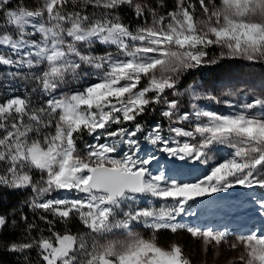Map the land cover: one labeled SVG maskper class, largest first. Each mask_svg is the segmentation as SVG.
Here are the masks:
<instances>
[{
  "label": "snow or ice",
  "instance_id": "6c2138e0",
  "mask_svg": "<svg viewBox=\"0 0 264 264\" xmlns=\"http://www.w3.org/2000/svg\"><path fill=\"white\" fill-rule=\"evenodd\" d=\"M222 60L264 64V0H0V88L15 92L10 80L20 79L36 93L0 100V189L30 190L21 203L35 217L20 212L21 238L0 252L14 264H194L183 244L160 243L168 231L199 241L198 264H264V195L254 200L259 227L184 221L216 193L264 190V82L181 85ZM158 107L167 133L156 123L145 134L138 118ZM85 135L94 142L81 148ZM142 138L152 154L140 155ZM219 146L230 151L220 157ZM156 152L173 163L217 159L183 182ZM15 214L0 213V231L18 226ZM225 250L233 255L221 262Z\"/></svg>",
  "mask_w": 264,
  "mask_h": 264
},
{
  "label": "rangeland",
  "instance_id": "374dc122",
  "mask_svg": "<svg viewBox=\"0 0 264 264\" xmlns=\"http://www.w3.org/2000/svg\"><path fill=\"white\" fill-rule=\"evenodd\" d=\"M37 2L38 0H29V3L31 4H36ZM218 52L219 49L212 48L209 50V55L211 56L213 54H218ZM204 73H206L205 77H202L201 75H204ZM229 80L237 84L240 82H247L249 85L254 84L259 86L261 82H264V64H249L247 61L243 60H222L218 64L205 66L190 71L184 76V78H182L181 85L184 87L193 81H199L204 85V89H211L214 85H220L221 82H227ZM74 86L75 85H73V87ZM225 90L228 89L216 87L217 94H220ZM181 99V110L183 111L188 109L189 106L187 97ZM225 99L230 100L235 104L242 102L235 98L221 96V100ZM199 103L201 106H205L213 110H219L225 114L234 110L223 103L216 104L209 101H200ZM160 111L161 109L158 107L155 117L151 119L150 123L146 124V133L156 123H160L165 129V133H167L168 121L160 115ZM79 146L83 148L81 141H79ZM217 151L219 152L220 157H222L227 152H229L230 149L219 146ZM152 153L153 152L146 153V156ZM155 154L160 159L161 165L164 163L167 167L166 172L169 174V176L183 182H185L184 177H178L176 174L182 173L185 176H189V182H191L197 177H202L208 171V168L213 163V161L217 159L215 153H212V159H210L208 165L200 164L198 162L195 164H183L181 162L173 163L164 154L159 152H156ZM152 165L153 167H151ZM152 165L150 168L151 170L155 168L153 170L155 173L157 168L155 166L157 165L155 162ZM57 195L67 196L69 193L65 192ZM262 195H264V190L258 188L246 190L239 187L232 189L227 193H216L211 197L204 198L202 201L193 202V207L196 208L198 215L197 217L186 216L184 221L188 223L199 224L202 227L208 226L222 229L224 226H228L229 228L235 229L237 231H246L247 228L253 226L259 227L261 223V217L255 211L254 200L259 199ZM80 230H83L82 226ZM138 230L146 231L143 229ZM159 241L164 245H167L171 241H177L183 244L185 246V251L192 256L194 264H198L201 259L199 241H193V239L186 232H178L174 235L168 231H162L159 234ZM230 255H233V253L225 250L220 257L221 262ZM209 258H211V252H209Z\"/></svg>",
  "mask_w": 264,
  "mask_h": 264
},
{
  "label": "trees",
  "instance_id": "16d2710c",
  "mask_svg": "<svg viewBox=\"0 0 264 264\" xmlns=\"http://www.w3.org/2000/svg\"><path fill=\"white\" fill-rule=\"evenodd\" d=\"M23 2V0H21ZM169 4H171V0H169ZM122 15H124L126 21H131L133 19V14L130 9H125L122 12ZM7 69H0V73L6 72ZM202 74V77H205ZM184 78V77H183ZM3 82L2 77H0V83ZM10 86L15 88V92L7 91L6 89L0 88V100H2L6 95H29V96H35L36 93L33 92L34 88V82L29 83L25 80H10ZM156 113V112H155ZM155 113H147L144 116L138 118L141 123L146 124L150 123L151 119L155 117ZM30 195V190H24V191H16V192H9L7 190L0 189V213L9 214V219L11 220L13 218L12 214L14 210H16L15 219L17 220V227L12 228L11 225H6L3 231H0V243H7L13 240H19L21 238L24 224L19 219L20 212H23L24 214L28 215L30 219H35L33 216V213L24 207L22 205V201L27 198V196ZM37 223L40 224L41 227H45L42 222L37 220ZM82 225L79 224L78 221L73 220L69 224V228L72 231L80 230ZM63 225L57 224V230H62ZM33 258L35 259V252H33ZM0 264H14L13 258L3 252H0Z\"/></svg>",
  "mask_w": 264,
  "mask_h": 264
},
{
  "label": "built area",
  "instance_id": "2783aa9c",
  "mask_svg": "<svg viewBox=\"0 0 264 264\" xmlns=\"http://www.w3.org/2000/svg\"><path fill=\"white\" fill-rule=\"evenodd\" d=\"M85 142H94V141H92L91 137L85 135L84 139L81 140L82 147H84ZM141 147H142V151L140 153L141 156H146V153H151V152L154 151V149H153V147L151 145H149L146 141H143V138H142Z\"/></svg>",
  "mask_w": 264,
  "mask_h": 264
},
{
  "label": "bare ground",
  "instance_id": "6f19581e",
  "mask_svg": "<svg viewBox=\"0 0 264 264\" xmlns=\"http://www.w3.org/2000/svg\"><path fill=\"white\" fill-rule=\"evenodd\" d=\"M162 165H163L164 170H165V172H166L167 167L165 166L164 163H163ZM155 167H157L156 170L158 171V166H155ZM190 167H191V166H190ZM188 168H189V167H188ZM154 169H155V168H153L152 171H153ZM156 170H155V172H156ZM166 174L169 175L167 172H166ZM175 174H176V173H175ZM176 175H177L178 177H182V176H183L185 182H189V180H190V177H189V176H185V175H183L182 173H181V174H176Z\"/></svg>",
  "mask_w": 264,
  "mask_h": 264
}]
</instances>
